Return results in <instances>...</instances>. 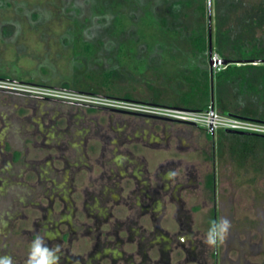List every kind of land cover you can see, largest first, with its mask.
Returning a JSON list of instances; mask_svg holds the SVG:
<instances>
[{"label": "rangeland", "instance_id": "1", "mask_svg": "<svg viewBox=\"0 0 264 264\" xmlns=\"http://www.w3.org/2000/svg\"><path fill=\"white\" fill-rule=\"evenodd\" d=\"M201 4L0 0V74L48 89H66L67 83L72 91L109 96L95 78L117 69L124 79L120 93L141 103H152L156 90L166 100L176 99L190 89L186 75L217 69L191 43L195 30L210 28L209 0L203 1L206 11ZM215 15L212 0L213 41ZM15 149L23 153L17 165ZM263 163L249 161L242 168L230 152L220 157L205 131L182 122L0 95V257L25 264L30 242L40 235L49 248H60L59 264H99L96 258L109 245L111 254L101 264H122L120 254L129 253L140 261L149 238L121 246L116 239H130L128 227L139 233L153 229L160 239L188 238L178 218L193 220L189 230L201 228L203 234L191 242L204 243L205 217L215 204L207 176L215 172L219 218L232 224L226 240L257 244L242 264H264ZM159 192L164 202L157 207L162 212L166 205V213L157 230L152 211ZM182 239L153 256L170 261L173 255L175 264L213 263V247L204 243L206 252L196 255L190 239ZM219 256L230 264L238 252L223 243Z\"/></svg>", "mask_w": 264, "mask_h": 264}, {"label": "trees", "instance_id": "2", "mask_svg": "<svg viewBox=\"0 0 264 264\" xmlns=\"http://www.w3.org/2000/svg\"><path fill=\"white\" fill-rule=\"evenodd\" d=\"M200 1V8L206 11L204 0ZM247 1L215 0L213 53H218L224 64L213 71L205 69L201 74L186 75L190 89L176 99L166 100L162 92L156 90L152 103L204 110L211 105L214 94L215 105L220 112L264 121V0ZM190 38L195 51L207 53L211 62L210 28L201 26ZM0 75L11 78L7 74ZM95 80L106 88L109 96L133 99L129 92L120 93V82L124 79L119 70L104 72ZM63 87L70 86L64 83ZM219 135L221 142L229 141L233 155L240 162L251 161L262 166L264 135L227 134L224 130H220Z\"/></svg>", "mask_w": 264, "mask_h": 264}, {"label": "flooded vegetation", "instance_id": "3", "mask_svg": "<svg viewBox=\"0 0 264 264\" xmlns=\"http://www.w3.org/2000/svg\"><path fill=\"white\" fill-rule=\"evenodd\" d=\"M11 79V78H9ZM70 87L66 88L69 89ZM84 91V90H82ZM84 92H91L90 90H85ZM93 93H97V91L93 92ZM100 94V93H99ZM0 95H8L11 97H17V98H28V99H36L42 102H53V103H61V104H67V105H73V106H81L84 107L85 109L87 108L89 111H96V112H105L106 114H111V115H129V116H135V117H143L146 119H157V120H162V121H172V122H182V121H178V120H173L170 119L168 117H164V116H159V115H154V114H150V113H143V112H138V111H134V110H129V109H120V108H114V107H107V106H102V105H96V104H91V103H86V102H79V101H72V100H67V99H63V98H55V97H46V96H38V95H31V94H27V93H23V92H17V91H12V90H3L0 89ZM126 99H131V100H136V99H132V98H126ZM186 125H190V126H194L197 127L203 131H205L207 138L211 139L213 141V144L215 146V150L217 152V154L220 157L224 156V153L230 152V154L233 156V158L235 159L236 163H238V165L242 168H245L246 165H248L249 162H245L242 163L238 160V158H236L233 153L232 150L229 146V141L227 140H223L221 142L220 140V135H219V131L220 130H224L227 134H238V135H246V134H242V133H237V132H231L228 129H208L205 128L203 126L197 125L195 123H190V122H182ZM4 146L7 148V150L10 148L8 143H4ZM13 164L17 165L20 164L22 159H23V153L18 150L15 149L13 151ZM214 159V157H213ZM262 167V166H259ZM207 191L209 192V194L211 195V200H213L215 202L214 206L212 207V209L207 213L206 217H205V224L207 226V229L209 231L211 225H212V221L214 220H218L219 219V211H218V207H217V200H216V173L212 172L211 174H209L207 176ZM2 192L0 191V194ZM5 194V193H4ZM162 193H157L155 195V208L154 205L151 206L152 209L154 208V210L152 211L153 213V217L155 220H153V222L155 221V224H157L158 228H159V223L162 220V215L164 213H166V205H164V207H162L163 211L161 212V208L157 207L159 201L160 202H164V200L162 199ZM114 197V196H113ZM115 202L116 201H120L123 200L122 197L118 198V199H114ZM105 205V204H102ZM150 206V204H149ZM105 207H107L105 205ZM111 207H108V209H110ZM171 218V217H170ZM188 219L190 220V216L188 217ZM180 223L184 222V227L186 228V230L184 231L185 233H189L190 236H188V238L186 236H181V239H178L176 236L172 237L170 239H168L165 235L162 236L163 239H160L158 236H156V232L153 233V229L151 230V232H145V233H139L136 230V227H128L129 229V235L128 237H130V239H116L117 241V245L121 246V244L126 243L125 241L131 242V243H135V240L137 237L141 238H149L146 239L144 241V245H146L145 247L148 249L147 254L145 256H143L144 258L140 261H138L137 258H135V255L133 253H129V254H120V257L118 259V263L122 262V264H175L174 261V257L172 255V258H170L169 260H163L162 258H155L153 256L155 251L160 252L159 250H163L164 248L170 250L173 249V247L179 242V241H183L182 238H186V239H190L189 243L190 245H194L196 249V255H204V253L207 250V247H205L204 243H201V241H192V239H194L195 237H193V235H195L196 233L200 235V233L203 234V230L201 228H199V230L197 232H191L189 230V227L191 224H193V220L192 221H186L187 218L184 219H177ZM157 222V223H156ZM126 224V223H125ZM121 226V225H120ZM123 228H126L124 223L122 225ZM138 228V227H137ZM206 229V228H205ZM206 229V231H207ZM120 230V229H119ZM121 231V230H120ZM207 231V232H208ZM139 233V234H138ZM138 235V236H137ZM264 239H262L260 242H262ZM181 243V242H180ZM224 243L227 245L228 250L230 249H236L238 252V257L237 260H234L233 258H231V263L230 264H242L243 262L245 263L247 260V255H249L250 253H254L256 248H257V244L256 245H252V243L245 239H227L226 241H224ZM111 244V243H110ZM188 244V243H187ZM128 245V244H127ZM132 245V244H131ZM133 246V245H132ZM105 248V246H104ZM108 250L105 251L102 256L99 255L96 260L99 262V264H101V259L102 257H106L107 255L111 254L110 250H111V246L109 245ZM110 248V250H109ZM220 248H221V244L218 246H215L212 248V255L214 257V261L212 264H225L224 260L221 261L220 260V256H219V252H220ZM106 249V248H105ZM164 251V250H163ZM118 258V257H117ZM135 258V259H134ZM100 260V261H99ZM136 260V261H135ZM172 261V263H171ZM80 260H78V262H76L77 264H79ZM181 264V263H178ZM208 264V263H205Z\"/></svg>", "mask_w": 264, "mask_h": 264}, {"label": "built area", "instance_id": "4", "mask_svg": "<svg viewBox=\"0 0 264 264\" xmlns=\"http://www.w3.org/2000/svg\"><path fill=\"white\" fill-rule=\"evenodd\" d=\"M212 58L217 69L224 64L218 53H213ZM0 89L38 96L69 98L79 102L82 101L107 107L150 113L168 117L173 120L195 123L209 129H231L264 135V121L224 114L217 109L215 103H212L207 109L196 110L155 103H141L136 100L115 98L96 93L86 94L78 91H72L70 89H48L34 85L33 83L16 81L2 77H0Z\"/></svg>", "mask_w": 264, "mask_h": 264}, {"label": "clouds", "instance_id": "5", "mask_svg": "<svg viewBox=\"0 0 264 264\" xmlns=\"http://www.w3.org/2000/svg\"><path fill=\"white\" fill-rule=\"evenodd\" d=\"M174 173H169V176ZM232 227L227 217H220L212 221L209 231L205 235L204 243L210 247L223 244ZM46 237L36 235L30 242L29 254L25 264H59L61 250L59 247L49 248ZM0 264H13L11 256L0 257Z\"/></svg>", "mask_w": 264, "mask_h": 264}, {"label": "water", "instance_id": "6", "mask_svg": "<svg viewBox=\"0 0 264 264\" xmlns=\"http://www.w3.org/2000/svg\"><path fill=\"white\" fill-rule=\"evenodd\" d=\"M209 13H210V55H211V64L213 63V58H212V55H213V45H212V18H211V14H212V0H209ZM213 101H214V94H213V97H212ZM229 131L231 132H237V133H242V134H252V133H249V132H245V131H240V130H231V129H228ZM213 131V129H212Z\"/></svg>", "mask_w": 264, "mask_h": 264}]
</instances>
